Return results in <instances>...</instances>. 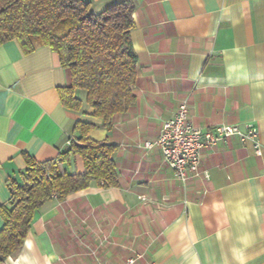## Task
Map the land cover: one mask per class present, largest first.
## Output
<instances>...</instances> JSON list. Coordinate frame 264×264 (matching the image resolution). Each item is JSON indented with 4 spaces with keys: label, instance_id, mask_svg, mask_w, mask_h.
<instances>
[{
    "label": "crops",
    "instance_id": "1",
    "mask_svg": "<svg viewBox=\"0 0 264 264\" xmlns=\"http://www.w3.org/2000/svg\"><path fill=\"white\" fill-rule=\"evenodd\" d=\"M86 1L99 13L123 0ZM133 1L136 102L111 128L85 89L80 109L63 104L59 87L71 85V72L50 45L0 44V206L11 199L9 179L22 180L25 153L56 158L77 137L76 121L95 123L90 138L118 144L119 178L48 199L0 264H122L135 252L137 264H264V0ZM185 100L204 128L253 122L262 153L232 134L204 151L208 180H181L146 142ZM64 168L84 171L83 157L70 154Z\"/></svg>",
    "mask_w": 264,
    "mask_h": 264
},
{
    "label": "trees",
    "instance_id": "2",
    "mask_svg": "<svg viewBox=\"0 0 264 264\" xmlns=\"http://www.w3.org/2000/svg\"><path fill=\"white\" fill-rule=\"evenodd\" d=\"M134 9L133 0L117 2L99 13L86 0H0V44L15 38L25 51L50 45L71 72V85L59 87L63 104L80 109L83 102L77 92L85 89L93 114L111 128L113 116L136 102L138 54L131 39ZM94 126L76 121L77 137L56 158L39 161L25 153L22 180L9 179L11 199L0 206L4 219L0 261L24 244L36 211L48 199L65 200L93 182L103 187L119 185L114 158L118 144L90 138ZM70 154L83 157L84 171L72 173L64 168Z\"/></svg>",
    "mask_w": 264,
    "mask_h": 264
},
{
    "label": "built area",
    "instance_id": "3",
    "mask_svg": "<svg viewBox=\"0 0 264 264\" xmlns=\"http://www.w3.org/2000/svg\"><path fill=\"white\" fill-rule=\"evenodd\" d=\"M232 134L253 140L257 154L262 153L259 131L253 122L247 123L244 129L229 123L204 128L193 123L185 100L180 103L175 116L163 122L158 137L147 141L146 146H158L165 160L174 168L177 177L184 182L191 178L205 181L210 178V172L201 167L204 151ZM141 257L142 253L135 252L122 264H137Z\"/></svg>",
    "mask_w": 264,
    "mask_h": 264
}]
</instances>
